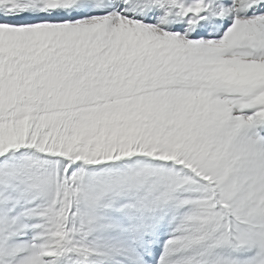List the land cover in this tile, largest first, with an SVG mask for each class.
Wrapping results in <instances>:
<instances>
[{"label":"snow or ice","instance_id":"1","mask_svg":"<svg viewBox=\"0 0 264 264\" xmlns=\"http://www.w3.org/2000/svg\"><path fill=\"white\" fill-rule=\"evenodd\" d=\"M0 264H264V0H0Z\"/></svg>","mask_w":264,"mask_h":264}]
</instances>
